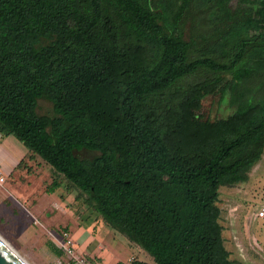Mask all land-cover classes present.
Returning a JSON list of instances; mask_svg holds the SVG:
<instances>
[{
    "label": "trees",
    "instance_id": "trees-1",
    "mask_svg": "<svg viewBox=\"0 0 264 264\" xmlns=\"http://www.w3.org/2000/svg\"><path fill=\"white\" fill-rule=\"evenodd\" d=\"M0 132L152 257L132 264H233L218 201L264 149V0H0Z\"/></svg>",
    "mask_w": 264,
    "mask_h": 264
},
{
    "label": "rangeland",
    "instance_id": "rangeland-1",
    "mask_svg": "<svg viewBox=\"0 0 264 264\" xmlns=\"http://www.w3.org/2000/svg\"><path fill=\"white\" fill-rule=\"evenodd\" d=\"M233 108L228 95L220 103L216 96H207L201 102V111L204 117L208 118L226 116ZM50 111L51 103L40 99L38 112ZM8 135L22 143L13 134ZM26 149L19 147L20 152L25 150V156L16 161L12 171H4V179L0 181V235L29 264H57L59 257L67 260L64 253L57 255L49 244L51 241L57 246L56 239L63 230L72 235L78 250L89 256L95 264H116L119 261L132 264L134 259L148 260L138 244L107 224L84 202L83 197L76 198L77 189L60 178L39 155L32 153L27 147ZM93 153L88 150L80 152L82 156H91ZM0 157L7 161L11 160L9 148L1 141ZM53 177L59 180L60 185L50 196L48 193L52 192L46 191V185ZM53 196L56 205L47 208L46 213L43 211L44 215L49 217L52 215L51 220L33 211L31 206L34 202L41 203L40 209H44L48 204H52ZM263 198L264 155L258 166L253 165L250 168L245 180L220 187L218 204L221 208V222L224 226V234L228 237V245L235 247L233 244L235 230H245L248 226V230H251L255 236H258L261 230L264 232V217L255 216L249 224L246 222V226L244 223L248 213L259 209ZM59 200L61 204L57 205ZM75 219L80 221V224ZM93 222H95L94 227ZM85 224H88V228L83 230L82 226ZM97 245L101 247L97 248Z\"/></svg>",
    "mask_w": 264,
    "mask_h": 264
},
{
    "label": "crops",
    "instance_id": "crops-1",
    "mask_svg": "<svg viewBox=\"0 0 264 264\" xmlns=\"http://www.w3.org/2000/svg\"><path fill=\"white\" fill-rule=\"evenodd\" d=\"M0 141L4 145H6L11 152V160L9 161L4 160L0 157V174L4 178V175H5L4 173L6 171L8 172L12 171V169L14 168L16 164V161L21 159V157L25 156V153H26L25 150L20 152L19 147H23L24 149H26V147L19 141L14 140V138L12 139V137H10L8 134H3L1 132H0ZM1 152L3 153V151ZM263 155L264 154L261 155L260 159L254 164V166H258L259 161L262 159ZM48 194L51 196L54 193L52 192ZM53 200H54V196H53V199L51 200L52 204H48L46 208L44 209H40L41 203H36V202H34L31 207L35 213L44 215L47 212V208H53L51 206L56 205V203L54 204ZM262 200H263L262 201L263 203L261 205H264V198ZM60 202L61 200H59V203L57 205H60L61 204ZM43 211H45V213H43ZM44 216H46V219L51 220L50 217L52 215L50 217L49 215H44ZM255 216L258 217L256 215V212L254 211H251L250 213H248L244 219L245 226H246V222H248L247 224H249V222L253 220ZM75 220L77 221V219ZM77 223L80 224V221L79 222L77 221ZM87 225L85 224V226H82L83 227L82 229L86 230L88 228ZM94 225H95V222H93V227ZM247 227H245V230H235L234 231L235 241L233 244H235V247H231L230 245H228V242H229L227 239L228 237L224 234V229H223L222 234L224 237V244L226 248L230 251L229 257L233 261V264H264V232L261 230L260 232H258V236H255V234L251 232V230H248ZM98 247H101V245H97V248ZM144 252L148 258L147 261L151 262L152 261L151 255L147 253L145 250Z\"/></svg>",
    "mask_w": 264,
    "mask_h": 264
},
{
    "label": "built area",
    "instance_id": "built-area-1",
    "mask_svg": "<svg viewBox=\"0 0 264 264\" xmlns=\"http://www.w3.org/2000/svg\"><path fill=\"white\" fill-rule=\"evenodd\" d=\"M3 179V176L0 174V181ZM256 215L258 217L264 216V205L259 207L256 211ZM56 244L67 256V260H63L59 257L56 261L57 264H95L89 256L78 250L76 241L68 231H61L60 236L56 239Z\"/></svg>",
    "mask_w": 264,
    "mask_h": 264
},
{
    "label": "water",
    "instance_id": "water-1",
    "mask_svg": "<svg viewBox=\"0 0 264 264\" xmlns=\"http://www.w3.org/2000/svg\"><path fill=\"white\" fill-rule=\"evenodd\" d=\"M0 264H29L0 236Z\"/></svg>",
    "mask_w": 264,
    "mask_h": 264
},
{
    "label": "bare ground",
    "instance_id": "bare-ground-1",
    "mask_svg": "<svg viewBox=\"0 0 264 264\" xmlns=\"http://www.w3.org/2000/svg\"><path fill=\"white\" fill-rule=\"evenodd\" d=\"M1 236V235H0ZM2 237V236H1ZM3 238V237H2ZM4 239V238H3ZM5 240V239H4ZM6 241V240H5ZM8 243V241H6ZM9 244V243H8ZM16 250V249H15ZM24 258V257H23ZM25 259V258H24ZM26 260V259H25Z\"/></svg>",
    "mask_w": 264,
    "mask_h": 264
}]
</instances>
